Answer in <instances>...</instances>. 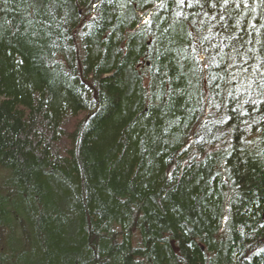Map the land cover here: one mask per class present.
Listing matches in <instances>:
<instances>
[{
  "label": "trees",
  "instance_id": "16d2710c",
  "mask_svg": "<svg viewBox=\"0 0 264 264\" xmlns=\"http://www.w3.org/2000/svg\"><path fill=\"white\" fill-rule=\"evenodd\" d=\"M0 264H264V3L0 0Z\"/></svg>",
  "mask_w": 264,
  "mask_h": 264
},
{
  "label": "snow or ice",
  "instance_id": "6c2138e0",
  "mask_svg": "<svg viewBox=\"0 0 264 264\" xmlns=\"http://www.w3.org/2000/svg\"><path fill=\"white\" fill-rule=\"evenodd\" d=\"M224 2H225V4H227L229 2V0H224ZM242 2L244 3L245 6H247L248 0H242ZM178 3L183 4L184 0H178ZM261 3H264V0H261ZM212 6L215 7L216 5L213 4ZM237 7H239V3H237Z\"/></svg>",
  "mask_w": 264,
  "mask_h": 264
}]
</instances>
